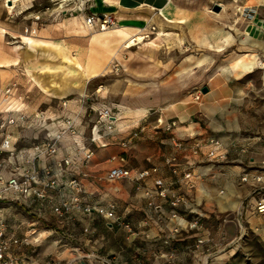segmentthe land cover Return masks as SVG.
Returning a JSON list of instances; mask_svg holds the SVG:
<instances>
[{"label":"rangeland","instance_id":"1","mask_svg":"<svg viewBox=\"0 0 264 264\" xmlns=\"http://www.w3.org/2000/svg\"><path fill=\"white\" fill-rule=\"evenodd\" d=\"M102 1L15 0L7 5V0H0V97L16 78L28 91L33 107L48 108L51 121L73 113L55 109L59 102L81 98L92 106L83 117L85 135L92 136L91 129L97 124L94 136L100 134L109 146L121 145L135 130L132 121L142 114L129 111L130 106L156 100L151 105L155 111L203 87L215 90L221 109L213 120L201 121L202 131L196 136L215 137L222 143L225 154L215 162L218 191L225 192L235 177L234 186L244 199L219 213L214 235L202 250L176 255L175 249H162L158 258L160 264H264V215L255 210L264 194V38L245 35L252 19L257 21L254 16L264 17V0H174L170 15L167 12L173 23H147L138 31L146 37L130 47L113 31L119 27L113 14L107 13L117 25L108 33L82 27L85 14L94 12L92 8ZM215 4H221L219 11L213 10ZM15 44L23 47L16 50ZM121 105L126 108L116 109ZM102 108L111 109V121L100 122ZM140 126L131 145L142 136ZM172 129L156 128L167 140L176 136ZM194 140L185 139V144L197 155L199 151L192 149ZM142 149L149 151V145ZM249 185L252 192L246 189ZM135 189L125 188L128 193ZM178 193L185 199L183 192ZM25 210V206H12L5 214L7 230L21 233L16 226H26L29 216ZM41 226L54 228L50 220ZM170 236L175 238L176 233ZM52 238L49 234L35 246V257L47 255ZM170 239L162 241L165 248ZM148 243L142 241L141 248L150 247Z\"/></svg>","mask_w":264,"mask_h":264},{"label":"crops","instance_id":"2","mask_svg":"<svg viewBox=\"0 0 264 264\" xmlns=\"http://www.w3.org/2000/svg\"><path fill=\"white\" fill-rule=\"evenodd\" d=\"M173 1L103 0L101 6L92 8L94 12L91 13L113 14L118 20V25L128 33L127 38L138 33L139 28L144 27L147 23L158 26L173 23V19L168 16ZM254 17L257 21L252 19L247 25L245 35L248 33L249 38L256 36L261 41L264 38V17L258 15ZM182 22V20H178V23ZM250 26H254L256 29H250ZM82 27L93 31L84 27L83 23ZM158 33L160 34L161 31ZM19 84L14 103L24 107L23 111L27 113L28 120L6 127V131L11 136V142L17 149L30 147L37 141V137L45 138L47 132L54 131L55 123L60 121L49 119L46 115L48 108L42 110L33 107L28 91L22 88L23 84L20 82ZM206 89V92L195 90L191 95H183L180 99L155 111L151 109V105L156 104V100L151 102L148 100V103L140 101L138 104L130 106L129 111L142 114L139 115V119L132 122L135 124V130L141 125L140 129L143 133L128 150L117 143L108 146V143L101 137L92 142L90 135H85L86 126L83 119L86 110L88 108L91 110L92 106L86 105L81 98L68 100L64 108L73 113L65 116L76 118L78 134L65 135L58 141V155L74 154L85 148L93 149L94 154L89 161H85L82 154L78 153L77 169L69 168L64 179L78 176L80 172H87V177L81 179L84 187V193L81 194L82 201L91 204L113 203L116 215L131 225L132 232H128L104 217L97 216L94 220L89 221L78 210L73 211L64 219H59L51 213L47 198L30 200V206L16 201L5 202L1 204L4 205L5 214L9 213L13 205H18L22 208L25 206V212L29 216L25 220L26 226L21 223L16 226L22 229L20 234L16 233V229L12 231L6 229L7 234L14 233L17 236H22L24 233H29L32 228L37 233V243L22 247L20 249L21 256L27 261L44 262L48 259H56L57 264H145V260L152 257L148 264H160L161 259L158 258V254L162 253V249L168 250L174 246L177 251L176 255L186 254L190 251L196 253L202 250L209 237L214 235L213 225L217 223L219 213L233 204L238 205L244 199L242 191L234 186L235 177L228 181L225 192L218 191V179L215 178L219 175L215 163L218 159L206 156V145L201 147L197 155H193L189 146L185 144V139L204 142L207 137L196 136V134H201V123L213 120L221 109L220 105H216L219 95L213 89L208 87ZM96 92L99 94L100 91ZM196 94H199L197 100L194 99ZM100 106L105 105L101 104ZM54 107L57 109L62 107V104L59 102ZM117 108L124 110L123 108L126 107L121 105ZM38 111L44 113L46 117L41 121L40 126L38 119L34 117V113ZM172 121L175 122V127L171 126L170 128L173 127L171 131L177 137L173 136L172 140H167L156 128L164 130L166 125ZM158 143L161 146L157 145ZM101 144L105 145L100 146ZM142 145H149V151H144ZM222 147L221 143L223 151ZM133 156L134 159H132ZM169 156L177 158V172L174 174L171 173L170 167L164 163V158ZM48 161L49 159H43L42 163ZM14 162H18V158L8 157L6 152L1 153L0 173L8 174L11 163ZM114 166H124L132 173L150 167H157V171L144 179L139 189L128 193L125 190L126 187L134 186L135 188L132 181L125 178L115 180L105 178L107 170ZM187 171L191 172V177L184 179L182 175ZM155 178H161L169 191L183 192L185 194L184 201L173 207L170 205L168 197L157 196L153 182ZM189 182L194 186L189 187ZM249 188L250 185L247 186V191L252 192L248 190ZM222 193L224 195L220 196ZM48 194L51 201L59 200L58 191L49 189ZM219 200H222L223 203L221 204ZM255 215L257 214L254 213ZM47 220L52 222L54 228L42 229L41 225ZM194 222L196 224L193 226ZM87 225H91L92 230L89 234H84L82 229ZM174 227L179 229L175 238L172 237L173 235L170 236ZM49 234L54 239L52 238L53 242L47 255L35 257V246H39ZM170 237L173 238V241ZM165 239H170L172 242H166L170 245L166 248L162 245V241L164 242ZM142 241H148L147 245L150 247L141 248Z\"/></svg>","mask_w":264,"mask_h":264},{"label":"built area","instance_id":"3","mask_svg":"<svg viewBox=\"0 0 264 264\" xmlns=\"http://www.w3.org/2000/svg\"><path fill=\"white\" fill-rule=\"evenodd\" d=\"M82 23L84 27L94 31H107L114 28L117 23L116 19L109 14H96L88 12L85 14ZM154 28V27H153ZM18 83L12 81L7 85L0 97V107L3 103L4 107L0 108V155L3 152L8 154V157L15 156L18 162L11 163L8 174L0 173V264H57L56 259H48L44 262L27 261L21 254L20 249L25 246H32L37 243V233L34 228L29 233H24L22 236H17L14 233L7 234L4 206L5 202H22L31 205L30 200L45 199L49 201L50 211L59 219H64L71 215L73 211H80L84 217L92 221L95 217L100 216L111 220L119 227L124 228L128 232H132L131 225L123 218L116 215L115 206L113 203H84L81 194L84 193L82 178L87 177V172H80L78 176H70L64 179L69 168H76L78 165V153H81L85 161H89L94 154L91 148L81 149L74 154H67L59 156L58 141L65 135H77L78 124L75 117L64 116L60 121L56 122L55 130L47 132L45 138H36L30 147L17 149L13 146L10 135L6 131L8 125L17 122H25L28 120L27 113L22 105L14 103V97L18 91ZM199 94L194 95V99H198ZM68 100H63L62 107H66ZM110 108L99 109L100 122L105 119L108 120ZM15 113V114H14ZM34 117L38 119V125L41 121L46 119L44 113L38 111L34 113ZM175 122L172 121L166 125V129L174 126ZM98 125H93L91 129L90 140L93 142L100 138V134L94 136ZM111 127V126H110ZM138 136V130H133L126 139L123 140L121 146L130 147L132 140ZM101 144L100 146H104ZM206 145V156L211 159H221L224 152L221 149V143L214 137H207L203 142L201 140H194L192 143L193 152L196 153L202 146ZM43 159H49L48 162L42 163ZM164 163L170 167L172 173L177 172V158L169 156L164 158ZM157 171V167L144 168L135 172L124 166H114L107 170L105 178L108 180L115 179H128L135 184V188L139 189L144 179L150 176L151 173ZM184 179L191 177V172L183 173ZM242 177V180H245ZM155 185V194L159 197L170 200V205L173 207L178 206L184 201V197L179 193L169 191L161 178L153 180ZM189 187H193V183H188ZM58 191L59 200L57 202L51 201L48 190ZM67 194V195H66ZM152 204V203H150ZM257 213L264 215V194H262L255 204ZM196 222L193 223V226ZM92 230L91 225L84 226L82 231L84 234H89ZM179 232L178 227H174L171 233ZM201 242V240H199ZM174 246L171 250L174 251Z\"/></svg>","mask_w":264,"mask_h":264},{"label":"bare ground","instance_id":"4","mask_svg":"<svg viewBox=\"0 0 264 264\" xmlns=\"http://www.w3.org/2000/svg\"><path fill=\"white\" fill-rule=\"evenodd\" d=\"M14 1L15 0H7V5H13L14 4ZM221 5V4H220ZM223 7V6H222ZM115 30L123 37L125 38L126 42L128 41V43L125 45L127 47H130L132 45H134L135 43H138L140 40H143L146 36H143L141 34H138V33H135L129 37L126 38V36L128 35V33L123 29V27L119 26L117 28H115ZM109 30L107 31H102L100 33H104V32H108ZM23 46H21L20 44H15L13 45V48H15L16 50L17 49H20L22 48ZM17 52V51H16ZM254 62H252L251 64L249 65H246V68H250L252 67ZM112 117V116H110ZM111 121V120H110Z\"/></svg>","mask_w":264,"mask_h":264},{"label":"water","instance_id":"5","mask_svg":"<svg viewBox=\"0 0 264 264\" xmlns=\"http://www.w3.org/2000/svg\"><path fill=\"white\" fill-rule=\"evenodd\" d=\"M213 10H214V11H219V10H220V5L215 4L214 7H213ZM206 90H207L206 87H204V88L202 89L203 92H206Z\"/></svg>","mask_w":264,"mask_h":264}]
</instances>
